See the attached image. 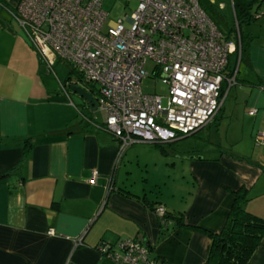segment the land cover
Wrapping results in <instances>:
<instances>
[{
	"label": "crops",
	"instance_id": "crops-1",
	"mask_svg": "<svg viewBox=\"0 0 264 264\" xmlns=\"http://www.w3.org/2000/svg\"><path fill=\"white\" fill-rule=\"evenodd\" d=\"M18 1L0 3V264H118L97 245L121 240L148 245L150 257L162 264H204L210 237L171 223L160 234L157 215L142 196L183 211L190 226L218 232L233 201L230 190L244 186L245 208L264 218V145L255 144L264 130V0L254 1L253 12L259 13L246 26L253 36L249 65L240 64L235 52L230 55L229 69L239 72L225 96L227 109L226 99L222 104L239 120L235 133L242 143L227 153L219 140L220 152L208 151L210 156L178 151L194 183L187 198L181 194L180 205L163 202L154 187L148 193L128 182L121 173L125 151L117 161V141L96 126L103 116L63 87L81 85L96 98L95 86L74 74L59 84L48 75L13 14ZM231 6V17L224 15L237 24L232 0ZM93 170L98 174L90 183ZM246 264H264V237Z\"/></svg>",
	"mask_w": 264,
	"mask_h": 264
},
{
	"label": "built area",
	"instance_id": "built-area-1",
	"mask_svg": "<svg viewBox=\"0 0 264 264\" xmlns=\"http://www.w3.org/2000/svg\"><path fill=\"white\" fill-rule=\"evenodd\" d=\"M103 1L19 0L13 14L49 72L63 62L95 86L103 116L96 126L117 141V161L134 143L167 144L206 126L236 83L226 71L235 43L224 39L198 0H137L135 10L106 26ZM148 59L155 64L152 75L167 87L165 104L142 91V79L152 76ZM255 143L264 145V130ZM97 174L92 171L90 183ZM164 212L158 205L156 214ZM97 246L118 264H162L136 240Z\"/></svg>",
	"mask_w": 264,
	"mask_h": 264
},
{
	"label": "rangeland",
	"instance_id": "rangeland-1",
	"mask_svg": "<svg viewBox=\"0 0 264 264\" xmlns=\"http://www.w3.org/2000/svg\"><path fill=\"white\" fill-rule=\"evenodd\" d=\"M211 1H214L220 8L218 9L220 14H225L228 18L231 17V0ZM136 7L137 0H104L103 9L108 13L105 26L110 21H116L124 13L130 14ZM251 27L254 30L255 26L252 25ZM154 65L153 61L147 60L145 70L148 74L152 75ZM53 69L56 75L53 72L48 73V75L55 79L57 84H59V80L65 81L67 74H69L68 66L63 62H56ZM65 84L67 91L77 98L78 95L70 91L69 83L66 82ZM141 87L144 93L162 96V102L165 104L167 87L159 78L154 75L147 76L142 79ZM79 99L82 100L80 97ZM224 100L227 109L229 99L225 97ZM96 116L100 119L98 112ZM238 118L240 117L238 116ZM239 127V120L229 114L228 110L221 108L210 127H202L195 133L180 138L177 144L175 143L176 145L174 144L172 147L164 144V148H161L156 143L141 142L130 145L123 154L121 173L128 177V182L131 185H135L137 188L145 186L148 193H151V188L154 187L152 189L153 194L160 197L163 202L165 199L166 203L169 201V203L180 205L181 194H188L187 191H192L194 188L193 180L187 170V159L182 157V153H197L198 155L203 153L204 156H210L208 151H212L211 153L218 154L220 152L219 140L223 151L227 153L236 151L242 143L239 140V135L235 133L236 128ZM165 149L168 152H165ZM175 190L178 192L177 195L174 194ZM185 196L187 198V195Z\"/></svg>",
	"mask_w": 264,
	"mask_h": 264
},
{
	"label": "trees",
	"instance_id": "trees-1",
	"mask_svg": "<svg viewBox=\"0 0 264 264\" xmlns=\"http://www.w3.org/2000/svg\"><path fill=\"white\" fill-rule=\"evenodd\" d=\"M198 1L202 9L222 33L224 39L235 43L234 52L237 58L239 57L240 64L249 65V47L253 36L250 31L246 29V26L250 25L255 20L256 14L259 13L258 11L253 12V3L255 0H232L237 24H235L234 21H228L224 14H220L216 4L206 0ZM0 3L5 4V0H0ZM229 61L230 56L226 71L228 75H233L235 68L232 67L231 70L229 69ZM68 68V73L70 75L74 74L76 75V79L82 80L73 67L68 66ZM238 72L239 68L234 74L235 80H237ZM69 74L66 76L67 81L71 79ZM68 83L71 86L72 83ZM221 108L222 105L220 109ZM216 114L213 118H216ZM156 144L164 148L163 143ZM112 189L113 185L110 190ZM118 190H121V188ZM230 192L233 196V201L225 224L220 231L210 232L198 226H190L183 220V211L165 209L164 214H156L160 234L165 232V229L170 223L173 224V228L186 227L203 231L211 239L210 248L204 264H246L252 253L260 245L262 237H264V218L253 214L245 208V203L248 201L249 197L247 195V189L244 186L230 190ZM140 198L145 206L156 213L157 207L160 205L156 198L149 199L145 196Z\"/></svg>",
	"mask_w": 264,
	"mask_h": 264
},
{
	"label": "water",
	"instance_id": "water-1",
	"mask_svg": "<svg viewBox=\"0 0 264 264\" xmlns=\"http://www.w3.org/2000/svg\"><path fill=\"white\" fill-rule=\"evenodd\" d=\"M70 91L78 95L82 99V104H85L90 110H94V111L96 110L97 104L95 98L86 89H84L83 86L71 84ZM197 158H201V157L197 156Z\"/></svg>",
	"mask_w": 264,
	"mask_h": 264
}]
</instances>
